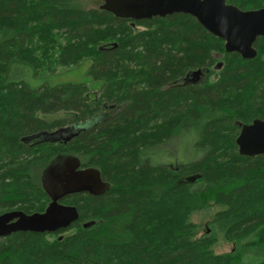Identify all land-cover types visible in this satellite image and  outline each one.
<instances>
[{"label":"trees","instance_id":"16d2710c","mask_svg":"<svg viewBox=\"0 0 264 264\" xmlns=\"http://www.w3.org/2000/svg\"><path fill=\"white\" fill-rule=\"evenodd\" d=\"M254 48L252 60L226 53L189 15L136 22L82 0H0V215L44 212L46 169L59 157L106 184L59 201L78 211L69 228L1 240L0 264H264V156H241L235 142L241 125L264 121V38ZM84 59L98 93L25 81ZM218 61L211 80L183 84ZM186 136L197 156L163 163L160 150ZM212 207L209 225L230 252L215 254V236L190 222Z\"/></svg>","mask_w":264,"mask_h":264},{"label":"water","instance_id":"95a60500","mask_svg":"<svg viewBox=\"0 0 264 264\" xmlns=\"http://www.w3.org/2000/svg\"><path fill=\"white\" fill-rule=\"evenodd\" d=\"M100 8L116 18L136 22L175 14L189 15L224 42L226 53H237L243 59L256 57L253 44L258 37H264V8L243 12L226 5L225 0H103ZM235 142L241 156H264V122L254 120L243 125ZM45 175L50 202L44 212L1 214L0 239L19 232L53 234L67 229L78 220L79 214L75 207L59 201L68 195L97 196L106 190L100 173L92 168H80L74 157H59L48 166Z\"/></svg>","mask_w":264,"mask_h":264},{"label":"rangeland","instance_id":"374dc122","mask_svg":"<svg viewBox=\"0 0 264 264\" xmlns=\"http://www.w3.org/2000/svg\"><path fill=\"white\" fill-rule=\"evenodd\" d=\"M102 4L103 0H82V5L87 9L96 8ZM92 63L93 62L90 59H84L77 66L71 68H57L55 73L39 71L33 75L30 71L26 73L24 78L30 89H38L45 84L49 86L61 84H86L92 93H98L102 89L103 83L101 81H94L88 76V71L92 66ZM181 142L182 143L180 144V141L175 139L167 144L163 150H160V152L163 151L161 156L163 163L171 165H175V163L178 165L186 164L197 156L192 148L193 141L190 136H186ZM217 210V207H212L193 214L190 217V222L200 227L199 236L204 233L214 235L216 242L212 247V250L215 254H223L230 252L233 247L231 244L224 241L223 235L220 232H218L213 226L209 225ZM71 233L72 231L67 232V234Z\"/></svg>","mask_w":264,"mask_h":264},{"label":"flooded vegetation","instance_id":"af4514ba","mask_svg":"<svg viewBox=\"0 0 264 264\" xmlns=\"http://www.w3.org/2000/svg\"><path fill=\"white\" fill-rule=\"evenodd\" d=\"M225 4L226 5H229V6H232V7H235V8H237L238 10H240V11H253V10H259V9H263V8H259V9H248V10H242V9H240V8H238L237 6H235V5H233V4H230V3H228V0H225ZM206 30V29H205ZM207 31V30H206ZM208 32V31H207ZM209 33V32H208ZM210 34V33H209ZM212 35V34H211ZM215 37V36H214ZM217 38V37H216ZM259 38H264V37H258L257 39H259ZM219 39V38H218ZM257 39H256V41H257ZM221 40V39H220ZM222 41V40H221ZM255 41V42H256ZM223 42V41H222ZM255 42H254V44H255ZM254 44H253V48H254ZM223 46H224V42H223ZM224 50H225V48H224ZM254 50L256 51V49L254 48ZM237 54V53H236ZM237 55H239V54H237ZM240 56V55H239ZM256 56H257V51H256ZM241 57V56H240ZM242 58V57H241ZM243 59V58H242ZM244 60H252V59H244ZM216 67H214V68H212V69H204V70H197V71H195V72H191L188 76H186V78L183 80V84L184 85H186V86H193V85H195V86H200L204 81H205V79L207 78V77H209V79L211 80L214 76L212 75V74H210L211 72H213L214 73V71H216L217 69H219V68H221V62H217L216 64ZM254 120H260V119H254ZM253 120V121H254ZM252 121V122H253ZM260 121H263V120H260ZM252 122H250L249 124H251ZM264 122V121H263ZM249 124H243V125H249ZM243 125H241V127L243 126ZM240 130H241V128H240ZM103 181V180H102ZM104 193H102V195H103ZM14 211H17V210H14ZM6 213V212H5ZM4 238H2V239H0V241L1 240H3Z\"/></svg>","mask_w":264,"mask_h":264}]
</instances>
